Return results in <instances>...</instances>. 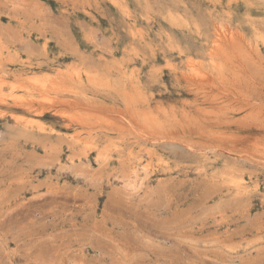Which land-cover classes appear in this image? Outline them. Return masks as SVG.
Listing matches in <instances>:
<instances>
[{"label":"rangeland","instance_id":"rangeland-1","mask_svg":"<svg viewBox=\"0 0 264 264\" xmlns=\"http://www.w3.org/2000/svg\"><path fill=\"white\" fill-rule=\"evenodd\" d=\"M263 71L264 0H0V264H264Z\"/></svg>","mask_w":264,"mask_h":264},{"label":"bare ground","instance_id":"bare-ground-1","mask_svg":"<svg viewBox=\"0 0 264 264\" xmlns=\"http://www.w3.org/2000/svg\"><path fill=\"white\" fill-rule=\"evenodd\" d=\"M250 21H251V20H250ZM224 25H225V24H224ZM224 32H225V31H224ZM259 35H260V34H259ZM219 42H220V41H219ZM214 43H215V42H214ZM216 44L220 45L221 43H220V44H219V43H216ZM237 44H238V43H237ZM227 46H228V45H227ZM216 49H217V48H216ZM218 49H219V48H218ZM239 49H240V48H239ZM220 50H221V49H220ZM217 52H218V51H217ZM217 52H216V54H217ZM220 52H222V51H220ZM216 54H215V56H217ZM219 54H220V53H219ZM213 56H214V55H213ZM213 56H212V57H213ZM225 56H226V55H225ZM228 56H229V55H227L226 57H228ZM218 57H219V56H217V58H218ZM215 58H216V57H215ZM234 58H235V57H234ZM196 59H197V58H196ZM228 59H233V56H232L231 58H228ZM235 59H236V58H235ZM244 59H245V58H244ZM187 60H188V59H187ZM231 61H232V60H231ZM234 61H235V60H234ZM258 61H259V60H258ZM193 62H194V61H193ZM244 62H245V61H244ZM253 62H254V61H253ZM218 63H219V62H218ZM230 63H231V62H230ZM193 64H194V63H193ZM226 64H227V63H226ZM235 64H236V63H235ZM213 65H214V64H213ZM223 65H224V63H223ZM231 65H232V64H231ZM218 66H219V65H218ZM239 66H240V65H239ZM242 66H243V65H242ZM202 67H203V66H202ZM225 67H226V66H225ZM236 67H237V66L235 65V68H236ZM240 67H241V66H240ZM243 67H244V66H243ZM1 68H2V67H1ZM200 68H201V67H200ZM215 68H216V67H215ZM235 68H234V69H235ZM237 68H238V67H237ZM237 68H236V69H237ZM244 68H245V67H244ZM244 68H243V69H244ZM260 68H261V67H260ZM193 69H194V68H193ZM218 69H219V68H218ZM218 69H217V71H218ZM227 69H228V68H227ZM243 69H242V70H243ZM195 70H196V69H195ZM195 70H194V71H195ZM228 70H229V69H228ZM228 70H226L227 73H229ZM230 70H231V69H230ZM245 70H246V68H245ZM196 71H197V70H196ZM222 71H223V70H222ZM231 72H232V71H231ZM231 72H230V73H231ZM235 72H236V71H235ZM235 72H234V73H235ZM237 72H238V70H237ZM239 72H240V73L238 74L239 76L243 74V73H241V71H239ZM263 72H264V71H263ZM216 73H218V72H216ZM230 73H229V74H230ZM234 73H233V74H234ZM244 73H245V72H244ZM198 74H199V72L197 71V75H194V76H196V77L199 79L200 77H198ZM203 74H205V73H203ZM206 74H207V73H206ZM206 74H205V75H206ZM211 74H212V73H211ZM214 74H215V73H214ZM219 74H220V73H219ZM233 74L231 73L232 76H233ZM236 74H237V73H236ZM236 74H235V75H236ZM246 74H247V73H246ZM76 75H77V74H76ZM201 75H202V74H201ZM201 75H200V76H201ZM217 75H218V74H217ZM220 75H221V74H220ZM238 75H237V77H239ZM247 75H248V74H247ZM191 76H193V75H191ZM194 76H193V77H194ZM202 76H203V75H202ZM245 76H246V75H245ZM250 76H251V75H250ZM211 77H212V75H211ZM217 77H218V76H217ZM220 77H221V76H220ZM251 77H252V76H251ZM258 77H259V76H258ZM194 78H195V77H194ZM246 78H247V77H246ZM246 78H245V79H246ZM190 79H191L192 82H194V83L196 82L195 79H194V81H193L192 77H191ZM198 79H197V80H198ZM205 79H206V78H205ZM205 79H204V80H205ZM227 79H228V75H227ZM248 79H250L249 76H248ZM256 79H257V78H256ZM262 79H263V78H262ZM199 80H201V79H199ZM202 80H203V78H202ZM202 80H201V82H200V85L202 84V82H203L204 85H206V84L208 83L207 81H202ZM209 80H210V77H209ZM229 80H231V79H228V81H229ZM235 80H238V78L235 79ZM239 80H240V79H239ZM239 80H238V81H239ZM263 80H264V79H263ZM263 80L260 79L261 83H263V82H262ZM216 81H218V80L216 79ZM224 81H225V80H224ZM246 81H247V79H246ZM254 81H255V80H254ZM254 81H253V82H254ZM204 82H205V83H204ZM206 82H207V83H206ZM209 82H211V80H210ZM233 82H234V78H233ZM240 82H241V81H240ZM190 83H191V82H190ZM194 83H192V84H194ZM196 83H197V82H196ZM196 83H195V84H196ZM226 83H227V82H226ZM235 83L238 84L237 81H236ZM254 83L257 84V82H254ZM254 83H253V84H254ZM212 84H213V82H211V85H212ZM220 84H221V83H220ZM230 84H231V83H230ZM230 84H229V85H230ZM189 85H190V84H189ZM196 85H197V84H196ZM204 85H203V86H204ZM211 85H210V86H211ZM214 85H215V83H214ZM224 85L226 86V84H224ZM232 85H233V84H232ZM241 85H242V84H241ZM207 86H209V84H207ZM215 86H216V85H215ZM215 86H213V87H215ZM218 86H219V85H218ZM225 86L223 87V85H222L223 89L225 88ZM234 86H235V85H234ZM244 86H245V85H244ZM254 86H255V85H254ZM261 86H262V85L258 86V89H259V87H261ZM58 87H59V86H58ZM201 87H202V86H201ZM220 87H221V85H220ZM222 87H221V88H222ZM226 87H229V86H226ZM247 87H248V86H247ZM262 87H263V86H262ZM229 88H230V87H229ZM235 88H236V87H235ZM241 88H242V87H241ZM243 88H244V87H243ZM227 89H228V88H227ZM236 89H237V88H236ZM238 89H240V88H238ZM258 89H257V90H258ZM261 89H262V88H261ZM225 90H226V88H225ZM243 90H244V89H243ZM201 91H202V90H201ZM218 91H220V90H218ZM258 91H259V90H258ZM206 93H207V92H206ZM222 93H223V92H222ZM237 93H238V91H237ZM243 93H244V92H243ZM245 93H246V92H245ZM224 94H225V93H224ZM246 94H247V93H246ZM238 95H239V94H238ZM59 97H60V96H59ZM55 98H56V97H55ZM64 99H65V97H64ZM68 100H69V98H68ZM51 101H52V100H51ZM247 102H248V101H247ZM75 103H76V102H75ZM77 103H78V102H77ZM257 103H258V102H257ZM238 105H239V104H238ZM91 106H92V105H91ZM113 106H114V105H113ZM81 107H82V106H81ZM87 107H88V106H87ZM87 107H86V108H87ZM83 108H84V107H83ZM101 108H102V107H101ZM84 109H85V108H84ZM103 109H105V108H103ZM90 110H91V109H90ZM106 113H107V112H106ZM106 113H105V114H106ZM92 114H93V113H92ZM92 114H91V115H92ZM255 114H256V113H255ZM78 116H79V115H78ZM251 118H252V117H251ZM263 118H264V117H263ZM124 119H125V118H124ZM121 130H122V129H121ZM135 130H136V129H135ZM97 131H99V130H97ZM147 134H148V133H147ZM147 136H148V135H147ZM244 136H245V135H244ZM247 136H249V135H247ZM143 138H144V137H143ZM163 138H164V137H163ZM238 138H241V136L238 137ZM244 138H245V137H244ZM165 139H166V138H165ZM152 140H153V139H152ZM155 140H156V139H155ZM158 140H159V139H158ZM173 140H174V139H173ZM241 140H242V139H241ZM156 141H157V140H156ZM234 141H235V140H234ZM157 142H158V141H157ZM231 142H232V141H231ZM254 143H255V142H254ZM180 144H181V143H180ZM206 144H207V143H206ZM247 144H248V143H247ZM218 146H219V145H218ZM255 146H256V144H255ZM87 147H88V146H87ZM185 147H186V146H185ZM212 148H213V147H212ZM215 148H216V147H215ZM206 149H207V148H206ZM219 149H220V148H219ZM259 150H260V149H259ZM214 151H215V150H214ZM203 152H204V151H203ZM229 154H230V153H229ZM259 154H260V153H259ZM242 155H243V154H242ZM246 155H247V153H246ZM237 157H238V156H237ZM249 157H250V156H249ZM263 157H264V156H263Z\"/></svg>","mask_w":264,"mask_h":264}]
</instances>
